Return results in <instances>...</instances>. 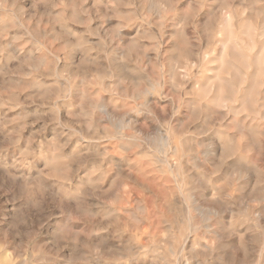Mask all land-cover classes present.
Instances as JSON below:
<instances>
[{
	"label": "clouds",
	"instance_id": "obj_1",
	"mask_svg": "<svg viewBox=\"0 0 264 264\" xmlns=\"http://www.w3.org/2000/svg\"><path fill=\"white\" fill-rule=\"evenodd\" d=\"M0 264H264V0H0Z\"/></svg>",
	"mask_w": 264,
	"mask_h": 264
},
{
	"label": "rangeland",
	"instance_id": "obj_2",
	"mask_svg": "<svg viewBox=\"0 0 264 264\" xmlns=\"http://www.w3.org/2000/svg\"><path fill=\"white\" fill-rule=\"evenodd\" d=\"M133 199H135V194H133Z\"/></svg>",
	"mask_w": 264,
	"mask_h": 264
}]
</instances>
